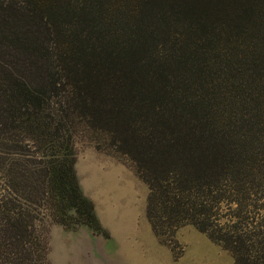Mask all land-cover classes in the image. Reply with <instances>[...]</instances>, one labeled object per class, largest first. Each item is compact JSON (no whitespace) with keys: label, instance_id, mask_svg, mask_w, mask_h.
I'll use <instances>...</instances> for the list:
<instances>
[{"label":"trees","instance_id":"trees-1","mask_svg":"<svg viewBox=\"0 0 264 264\" xmlns=\"http://www.w3.org/2000/svg\"><path fill=\"white\" fill-rule=\"evenodd\" d=\"M74 121L129 155L163 244L189 224L234 255L242 240L230 248L212 214L190 213L237 171L238 141L264 153V0H0V154L31 150L0 199V264H49L47 215L104 235L77 182ZM48 200L54 214H33ZM257 246L246 264H264Z\"/></svg>","mask_w":264,"mask_h":264},{"label":"rangeland","instance_id":"rangeland-1","mask_svg":"<svg viewBox=\"0 0 264 264\" xmlns=\"http://www.w3.org/2000/svg\"><path fill=\"white\" fill-rule=\"evenodd\" d=\"M236 45L235 40L227 41L225 49L217 52L231 54ZM240 47L243 49L244 45ZM242 105V101L236 105L239 116ZM72 126L77 182L84 197L93 204L104 235L85 226L65 229L47 215L43 225L49 264H234V258L246 264L248 253L258 254L257 243L264 237V153L238 141L239 153L233 159L238 162L237 171L232 174L230 169L217 186L218 193L200 196L198 202L203 205L190 213L212 214L209 232L230 248L234 249V242L242 240L245 245L235 249L233 255L189 224L175 230L173 236L163 230L166 232L163 244L146 218L148 186L138 177L129 155L106 133L89 130L78 121ZM25 144L23 141L17 148L21 157L7 153L13 144H1L6 153L0 154V199L9 192L6 189L7 181L12 180L9 170L30 165L26 158L31 150ZM215 197L219 201L216 207V202H211ZM36 212L33 214H54L53 201L48 200Z\"/></svg>","mask_w":264,"mask_h":264}]
</instances>
